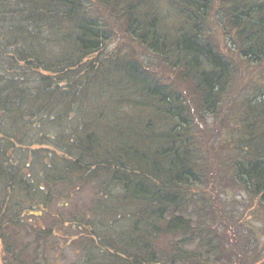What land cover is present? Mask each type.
Returning a JSON list of instances; mask_svg holds the SVG:
<instances>
[{"label":"trees","instance_id":"16d2710c","mask_svg":"<svg viewBox=\"0 0 264 264\" xmlns=\"http://www.w3.org/2000/svg\"><path fill=\"white\" fill-rule=\"evenodd\" d=\"M257 68L264 0H0L3 264H264Z\"/></svg>","mask_w":264,"mask_h":264},{"label":"rangeland","instance_id":"374dc122","mask_svg":"<svg viewBox=\"0 0 264 264\" xmlns=\"http://www.w3.org/2000/svg\"><path fill=\"white\" fill-rule=\"evenodd\" d=\"M118 32H120V34L122 35V36H120V40L115 44V42H116V39L112 42V43H110L109 44V46H108V48L105 50V52H109L110 50H115V49H117V48H119L120 46V48H123L124 46H125V40H126V35L124 34V32H122V30L121 29H119L118 30ZM228 40H229V42H228V45L230 46V45H233V41H231V39L230 38H228ZM122 52H125V53H127L128 54V56H132L133 55V51H131V50H122ZM262 68H257V69H255L256 71H253V73H251V72H247V76H253L254 74H256V75H258L260 78H264V72H263V70H261ZM240 70H238L237 72H239ZM248 85H250V84H248ZM258 92L257 94L259 95H263L264 94V91L262 90V89H260V88H257V90H253V92L255 93V92ZM78 107V104L75 106V109ZM218 114H220V112H218ZM210 119V120H209ZM220 120V119H219ZM6 121H7V119H6ZM5 121V122H6ZM208 125L207 126H205L204 127V125L202 124V126H201V123H199V125L200 126H198V127H200L201 128V130L203 129V132H202V134L204 135H199L200 137H201V141H202V144H203V150L205 151V153H203V156L201 157V159L202 160H205V159H208V158H211V154H212V152H213V150H211L212 149V145L215 147H217V145L219 144V142H220V139H219V137L217 136V135H215V134H220L221 133V131H222V129L220 128L221 126H219V124H220V121H218V122H216L214 119H212V118H208ZM5 122H2V119L0 118V130H4V132H12V130H10L9 129V127L8 126H6V124H5ZM33 125H35V124H33ZM206 125V124H205ZM212 129H214L213 130V133H214V135L217 137V138H213V136H212ZM25 137H26V135H25ZM200 162H201V160H200ZM208 185H210V182H208ZM205 187V185L203 184V185H201L200 187H198L199 188V192L200 191H202L203 190V188ZM94 191L96 192L97 191V186L96 187H94V189H92V191L91 192H87V193H84L82 196H81V198L79 199V200H77L76 202H78L79 201V203H78V205H79V207L80 208H83V207H85V205H87V203L89 202V200H91L92 198H93V193H94ZM196 195H198V192H196ZM236 199L238 200L237 201V204L240 206L241 204V201L239 200L240 199V197H236ZM233 206H234V204L233 203H231ZM55 209V208H54ZM73 209V207H69L67 210H63L62 209V211L64 212V213H69L71 210ZM189 210H191V208H189ZM210 210V209H209ZM208 210V211H209ZM253 213V212H252ZM253 215H254V213H253ZM250 216V215H249ZM222 230V229H221ZM75 247H71V246H69L68 248H67V250L65 251V253H62L61 255H62V260H63V262L62 263H65V264H69L72 260H75L76 259V252H75V249H74ZM59 259H60V257H59ZM0 264H3V246H2V242H1V240H0Z\"/></svg>","mask_w":264,"mask_h":264}]
</instances>
